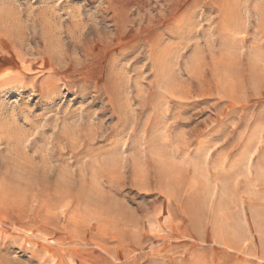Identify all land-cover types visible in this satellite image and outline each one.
<instances>
[{
	"label": "rangeland",
	"instance_id": "rangeland-1",
	"mask_svg": "<svg viewBox=\"0 0 264 264\" xmlns=\"http://www.w3.org/2000/svg\"><path fill=\"white\" fill-rule=\"evenodd\" d=\"M0 264H264V0H0Z\"/></svg>",
	"mask_w": 264,
	"mask_h": 264
}]
</instances>
